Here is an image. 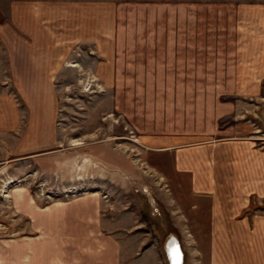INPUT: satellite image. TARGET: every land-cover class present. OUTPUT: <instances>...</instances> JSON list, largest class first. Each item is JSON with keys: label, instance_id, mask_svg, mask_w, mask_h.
<instances>
[{"label": "rangeland", "instance_id": "rangeland-1", "mask_svg": "<svg viewBox=\"0 0 264 264\" xmlns=\"http://www.w3.org/2000/svg\"><path fill=\"white\" fill-rule=\"evenodd\" d=\"M241 2L264 0H0V43L15 18L33 15L49 31L50 53L65 54L58 145L27 157L0 153V241L27 226L13 190L28 189L41 206L97 192L106 215L141 218L165 264L174 237L183 264H201L210 201L169 153L144 147L136 134L211 132L264 146V98L237 99L233 89Z\"/></svg>", "mask_w": 264, "mask_h": 264}, {"label": "crops", "instance_id": "crops-1", "mask_svg": "<svg viewBox=\"0 0 264 264\" xmlns=\"http://www.w3.org/2000/svg\"><path fill=\"white\" fill-rule=\"evenodd\" d=\"M41 20L15 18L0 43V153L27 157L59 142L56 78L65 54L50 53ZM235 26V96L263 99L264 3H239ZM213 134L152 130L136 137L169 153L192 190L210 201L209 250L201 264H264V146L254 137ZM11 197L27 226L20 238L0 241V264H165L141 218L106 215L100 193L42 206L26 188Z\"/></svg>", "mask_w": 264, "mask_h": 264}, {"label": "bare ground", "instance_id": "bare-ground-1", "mask_svg": "<svg viewBox=\"0 0 264 264\" xmlns=\"http://www.w3.org/2000/svg\"><path fill=\"white\" fill-rule=\"evenodd\" d=\"M167 245L169 264H183V250L177 238L169 240Z\"/></svg>", "mask_w": 264, "mask_h": 264}]
</instances>
